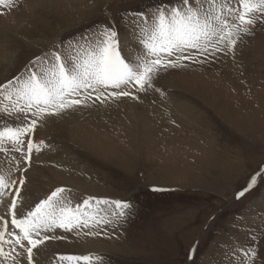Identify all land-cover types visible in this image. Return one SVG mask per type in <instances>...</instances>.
Here are the masks:
<instances>
[{"label":"rangeland","instance_id":"rangeland-1","mask_svg":"<svg viewBox=\"0 0 264 264\" xmlns=\"http://www.w3.org/2000/svg\"><path fill=\"white\" fill-rule=\"evenodd\" d=\"M158 4L175 0H13L0 6V81L20 74L53 42L101 24L130 38L125 14ZM155 83L161 91L137 93L138 100L93 98L86 107L48 117L69 121L64 136L38 126L34 139L44 141L46 153L38 178L46 189L27 196L33 205L59 187L70 190L73 204V195L94 198L93 209L103 208L105 219L112 208L95 199L133 206L126 219L91 229L99 235L73 232L82 254L57 252L56 245L46 264L60 263L59 254L102 256L103 264H241V249L249 245L257 248L254 264H264V23L242 37L235 55L185 61ZM177 99L193 106L188 120L172 106ZM143 121L151 128L144 134L138 133ZM3 123L16 121L0 117ZM253 175H259L257 185L235 199ZM227 248L236 261L227 259Z\"/></svg>","mask_w":264,"mask_h":264},{"label":"snow or ice","instance_id":"snow-or-ice-1","mask_svg":"<svg viewBox=\"0 0 264 264\" xmlns=\"http://www.w3.org/2000/svg\"><path fill=\"white\" fill-rule=\"evenodd\" d=\"M12 4L13 0H0V6ZM125 15L133 26L130 35L140 45L131 59L124 54L118 28L101 24L78 38L53 42L20 74L0 81V117L16 121L0 124V264L10 260L22 264L24 253L27 264H40V246L63 238L55 234L57 229L77 234L88 229L86 234L99 235L91 229L111 223L112 218L126 219L133 207L128 201L95 199L96 205L112 208L111 217L105 219L100 215L103 208L91 210L94 198L73 204L70 190L59 187L29 206L21 187L25 185L23 173L34 155L43 151L44 141L34 139L38 126L48 117L86 107L93 98L101 103L122 97L138 100L137 93L160 92L155 83L160 73L183 67L185 61L203 63L217 54L235 55L242 37L264 23V0H175L174 5L158 4ZM256 185L253 175L235 199ZM241 251L245 257L241 264H254L257 248L249 245ZM56 260L103 264L102 256L58 255Z\"/></svg>","mask_w":264,"mask_h":264},{"label":"bare ground","instance_id":"bare-ground-1","mask_svg":"<svg viewBox=\"0 0 264 264\" xmlns=\"http://www.w3.org/2000/svg\"><path fill=\"white\" fill-rule=\"evenodd\" d=\"M1 33H2V31L0 30V58L3 56V51L5 50L4 49V42H3V38H2ZM135 41L137 42V40L133 36H131L130 38L124 39V45H125V52H124V54L126 56H128L130 59L137 53V52L134 53V49H136V50H139L140 49V45L137 46V47L134 46ZM129 47L131 48L132 52H130V48ZM0 62H1V60H0ZM177 100L176 101L174 100L172 106L177 111V113L180 114L179 116L185 115V117L188 120V118H189V112L191 111L190 108L191 107L193 108V106L190 105L189 103L187 105V102H183L182 100H178L179 102H177ZM193 110H194V108H193ZM70 122H72V121H70ZM69 124H70L69 121H65V120L63 121V120L56 119V118H48L47 121H46V123L44 124V132L47 133V134L48 133L49 134H52V135L55 134L57 136L60 133V134H62L61 136H64L65 133H66V131H67L66 128L69 129V127H66V126H68ZM139 127H140V132H138V133H143L144 134V133H148V131L151 130V128L149 127V125L147 124L146 121H143L140 124ZM148 138H150V137H148ZM45 154L46 153H44V152H41L39 154L40 155V158L37 160V163L34 162V157H33L32 162H31V166L30 167L27 166L28 167V170L23 175L24 178H25V185L21 187V193H22L23 198L27 201V204L29 206H31V207H34V205L29 201V199L27 198V196L29 195V198L31 200L33 195L38 194V193H44V191L46 189L45 187L42 186L43 184L41 183V180L38 178V176L40 174V171H41L39 165H41L43 163H46L45 162ZM35 164H37V166H35ZM19 175H21V174L20 173H17V176H19ZM36 181H37V183H36ZM72 198H75L76 199V201H75L74 204H76V203H82V199H79V197H77L76 195H73ZM91 210L92 211H95L93 209L92 205H91ZM8 220H9V224H10V221H11V214L10 213L8 214ZM52 234L53 233H49V235H52ZM55 234H59L64 239H62V242H60V243H53V244L50 243L47 246H46V244L40 246L41 249H42V251H41L40 255L37 257L38 260H39V262H40V264H46V260L47 259H51V257H52L51 256V253L54 251V249H56L54 247L56 245L59 246V248H57L56 251L57 252H60V253H74V254L81 253V251L77 248L76 242H74V238L72 236L73 232H64L62 230L57 229ZM26 243L27 242L25 241V244ZM80 246H81V244H80ZM5 250L6 251L8 250V247L7 246H5ZM227 251H228L227 252L228 253V258L227 259L230 260V261H233V262L236 261L237 258L235 257V255L237 253H235V255H234L228 248H227ZM54 254H53V257H54ZM26 256H27V254L24 253V258L22 260V264H27ZM212 262L213 263H216L217 262V258H215V261H212ZM8 263L12 264V261L10 260ZM83 263H85V262L83 261ZM54 264H55V262H54ZM58 264H60V263H58ZM64 264H68V262H64Z\"/></svg>","mask_w":264,"mask_h":264},{"label":"water","instance_id":"water-1","mask_svg":"<svg viewBox=\"0 0 264 264\" xmlns=\"http://www.w3.org/2000/svg\"><path fill=\"white\" fill-rule=\"evenodd\" d=\"M258 178H259V175H257V180H258Z\"/></svg>","mask_w":264,"mask_h":264}]
</instances>
